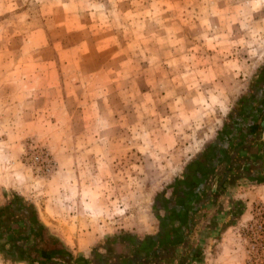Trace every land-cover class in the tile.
<instances>
[{
	"label": "rangeland",
	"instance_id": "374dc122",
	"mask_svg": "<svg viewBox=\"0 0 264 264\" xmlns=\"http://www.w3.org/2000/svg\"><path fill=\"white\" fill-rule=\"evenodd\" d=\"M260 98L264 0H0V207L23 198L78 257L158 231V195L201 192L194 159L208 187L228 163L191 264H264Z\"/></svg>",
	"mask_w": 264,
	"mask_h": 264
},
{
	"label": "trees",
	"instance_id": "16d2710c",
	"mask_svg": "<svg viewBox=\"0 0 264 264\" xmlns=\"http://www.w3.org/2000/svg\"><path fill=\"white\" fill-rule=\"evenodd\" d=\"M203 164L200 160L194 159V164L192 163L195 165L194 168L189 164L186 169L188 177L183 178L185 181H189V177L191 179L193 176L196 177V182L201 186L199 187L201 192L193 193L189 190L187 193L176 190L173 197L170 198H165L163 195L157 196L155 206L157 210L163 209L165 215L159 217L160 226L156 233L146 235L143 240H139L137 236L129 232H123L121 236L127 242L136 243L138 241L141 245L145 244L147 249L155 244L157 252L163 255L181 244L186 233L194 224L193 215L197 206L210 197V194L204 193L203 186L205 185L206 174L214 168V165L210 164L209 167L205 168L202 166ZM185 181L179 182L185 183ZM235 206L236 203L233 207ZM239 214L240 212H237V215ZM67 253L66 246L37 217L33 205L25 202L23 198L15 196L0 207V254L2 258L12 262L26 261L53 264L54 259L71 256ZM186 256L183 264H191L200 259L201 248L199 245L190 246Z\"/></svg>",
	"mask_w": 264,
	"mask_h": 264
},
{
	"label": "crops",
	"instance_id": "0c3cea01",
	"mask_svg": "<svg viewBox=\"0 0 264 264\" xmlns=\"http://www.w3.org/2000/svg\"><path fill=\"white\" fill-rule=\"evenodd\" d=\"M251 135L252 134L250 133L248 137ZM221 166L222 164L219 167L221 168ZM229 167L231 166L228 165V163L224 164L225 170L223 167L221 168L223 169V173L219 174V171H217L212 175V184L209 187L206 183L207 185H205V187H208L207 190L210 197H215V195L220 192V188L223 189L228 175L226 170H228ZM207 179L208 176L206 177L205 182H207ZM207 202L198 205L197 208H201L207 204ZM193 223H195V214L193 215ZM193 226L194 225H192V228ZM192 228L190 227L184 241L179 246L175 247L179 248L176 249V251H173V253H171L170 250L163 255L162 253L157 252L155 244L150 249H147L144 246L145 244L141 245L138 241L136 243L127 242L124 237L119 235L110 240V242L104 243L97 249L91 248L90 252L78 255L80 258L72 254L70 257L62 256V264H183V260L187 257V250L193 245L194 240L191 236ZM156 232L157 231L148 232L142 234L143 236L136 234L135 236H137L139 240H143L146 235H152ZM129 233L132 234V231ZM113 235L114 234L109 236L113 237Z\"/></svg>",
	"mask_w": 264,
	"mask_h": 264
},
{
	"label": "flooded vegetation",
	"instance_id": "af4514ba",
	"mask_svg": "<svg viewBox=\"0 0 264 264\" xmlns=\"http://www.w3.org/2000/svg\"><path fill=\"white\" fill-rule=\"evenodd\" d=\"M261 102H262V98L257 99L254 102V105H256V107L257 106L260 107L259 111L264 107V106L263 107L260 106V105H262ZM259 111L257 112L256 116L255 115L251 116L249 118V120L246 122V125L244 126V130H243V134H241V136H245V135L248 136L250 133H252L251 131L253 129H255L256 126L260 125L258 120H260V118L262 117V111L260 114H259ZM250 115H252V114H250ZM260 126H262V125H260ZM239 143L241 144L242 142L240 141Z\"/></svg>",
	"mask_w": 264,
	"mask_h": 264
}]
</instances>
